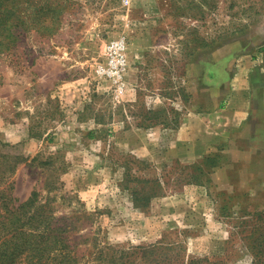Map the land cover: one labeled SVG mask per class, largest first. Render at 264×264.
<instances>
[{
  "label": "rangeland",
  "instance_id": "1",
  "mask_svg": "<svg viewBox=\"0 0 264 264\" xmlns=\"http://www.w3.org/2000/svg\"><path fill=\"white\" fill-rule=\"evenodd\" d=\"M33 2L58 8L0 54V192L60 220L80 264H264V141L179 159L126 134L211 109L213 77L264 49V0ZM120 36L115 98L95 66Z\"/></svg>",
  "mask_w": 264,
  "mask_h": 264
},
{
  "label": "crops",
  "instance_id": "2",
  "mask_svg": "<svg viewBox=\"0 0 264 264\" xmlns=\"http://www.w3.org/2000/svg\"><path fill=\"white\" fill-rule=\"evenodd\" d=\"M212 80L210 88L199 96V100L212 104L211 109L201 113L191 110L173 131L127 130L126 134L134 137L130 142L136 144V154L148 157L153 145H165L166 153L170 149L179 159L201 157L222 142L228 143L227 149L233 153L262 151L258 144L264 136L255 129V121L262 118L264 110V49L236 55L232 73L226 77L224 71H219Z\"/></svg>",
  "mask_w": 264,
  "mask_h": 264
},
{
  "label": "trees",
  "instance_id": "3",
  "mask_svg": "<svg viewBox=\"0 0 264 264\" xmlns=\"http://www.w3.org/2000/svg\"><path fill=\"white\" fill-rule=\"evenodd\" d=\"M25 2L0 0V54L14 48L20 36L37 25L36 10L52 14L58 8L47 2L44 6ZM34 204L32 197L23 203L0 192V264H80L66 228L58 225L60 220Z\"/></svg>",
  "mask_w": 264,
  "mask_h": 264
},
{
  "label": "built area",
  "instance_id": "4",
  "mask_svg": "<svg viewBox=\"0 0 264 264\" xmlns=\"http://www.w3.org/2000/svg\"><path fill=\"white\" fill-rule=\"evenodd\" d=\"M127 40L120 36L106 43L103 50V61L95 66L99 80L110 84L115 98L125 93V75L128 70Z\"/></svg>",
  "mask_w": 264,
  "mask_h": 264
}]
</instances>
